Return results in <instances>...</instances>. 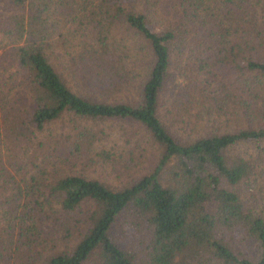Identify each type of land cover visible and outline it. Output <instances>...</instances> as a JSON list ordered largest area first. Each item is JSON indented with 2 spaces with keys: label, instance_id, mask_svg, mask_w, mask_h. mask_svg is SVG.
I'll list each match as a JSON object with an SVG mask.
<instances>
[{
  "label": "trees",
  "instance_id": "trees-1",
  "mask_svg": "<svg viewBox=\"0 0 264 264\" xmlns=\"http://www.w3.org/2000/svg\"><path fill=\"white\" fill-rule=\"evenodd\" d=\"M105 123L142 127L155 167L119 189L45 170L61 140L107 165ZM0 198V264H36L48 223L41 264H264V0H0Z\"/></svg>",
  "mask_w": 264,
  "mask_h": 264
},
{
  "label": "rangeland",
  "instance_id": "rangeland-1",
  "mask_svg": "<svg viewBox=\"0 0 264 264\" xmlns=\"http://www.w3.org/2000/svg\"><path fill=\"white\" fill-rule=\"evenodd\" d=\"M136 92L137 94L139 93L138 90L133 88L129 92H120L116 95V97H118L120 101L124 99L129 100L131 98H134L135 95L137 97ZM167 95L168 94H165L164 98H167ZM165 102L166 99L162 107L160 108L159 116L164 123L169 125L172 119H169L170 121L167 120L168 118H171V116L166 113L168 105ZM235 120L236 121L232 120L231 118L221 117L219 123L222 124V126L220 129L224 132H232L235 128L241 127L242 122L240 121V119ZM82 124H84V122ZM70 127V118L68 115H65L62 117V119L56 121L53 125L50 126V135L54 136V134L58 135V133L62 132L68 135V142L72 143L74 141L75 136L72 132H70ZM81 127H86V125L84 124V126ZM101 127H106L112 135V138L110 140L105 141V147L108 154L106 156H109L110 158V162H108L107 165L103 163L104 161L102 157L98 159L97 157L94 158L86 156V149L71 154L72 149L74 148H71V146L73 145H65L61 140L60 142L62 144L59 146V148H62V151L60 149L61 159L57 161L55 165L56 168H52L51 166H49V159H46L45 163L48 162V164L45 165V170L50 169V171H56L59 175L74 174L85 176L91 179H96L111 188L119 189L124 187L127 183L138 179L139 177L151 171L155 167L156 163L158 162L157 160L159 158L160 149L158 146H156V144L152 141L148 133L142 127L137 125H129L128 123H105ZM178 128H180V126L175 125V127L170 128V132L172 131L175 133L177 131V133L173 135L176 137V139H179L180 141H185L188 136H191V140L192 138L197 137V134L191 133L190 128H184V130L182 131H178L180 130ZM206 128V131L214 129L210 126H207ZM124 131L130 133L133 137L132 139H130L129 146H126L124 144L125 140H122L121 138V135ZM201 131L202 130L200 129V133ZM196 132L198 133V129ZM47 135H49V132ZM47 139H49V136L47 137ZM47 144V152H49V143ZM54 149V144L51 141V153L54 151ZM69 149H71V152ZM247 151H249V153L254 151V147L252 145H246L237 148L234 147L229 151V154L231 157L234 158L238 155L241 156L243 152ZM106 156H104V158ZM39 157L41 156L37 155L36 157L37 163H40V160H37V158ZM49 232L52 233L53 230L49 231L48 223L47 226H45L44 232L39 237V240L41 242L46 241L47 243L35 244L36 246L34 249V255L36 257V264H41L45 260V257L49 253H52L49 250L51 246L49 245V237H52V235H49ZM57 237L58 236H55L54 239H57ZM75 239L76 236L72 241L75 242ZM37 254H40V256H36Z\"/></svg>",
  "mask_w": 264,
  "mask_h": 264
}]
</instances>
